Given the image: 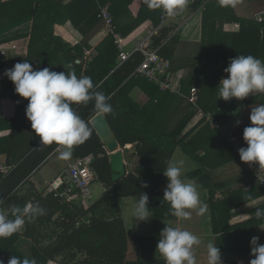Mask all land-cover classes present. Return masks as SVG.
Returning <instances> with one entry per match:
<instances>
[{
  "label": "crops",
  "instance_id": "1",
  "mask_svg": "<svg viewBox=\"0 0 264 264\" xmlns=\"http://www.w3.org/2000/svg\"><path fill=\"white\" fill-rule=\"evenodd\" d=\"M34 1L18 0V10L14 12L0 9V42L4 45L6 52L5 56L0 53V64L5 63L4 67H6L0 68V82L7 78L4 75L5 69L12 68L17 62H22L26 55L30 29L28 14ZM47 1H49L50 9L54 11L57 21L54 25L55 34L68 43L73 52L81 51V59L85 61V66L91 61L98 68L105 65L104 61L97 60L100 59V56H105V49L109 44L107 36L111 34L106 32L103 21L97 20L96 15L101 5L110 7V1L115 11L113 13L116 21L115 32L124 39V43L126 42L124 50L128 53H133L134 48L145 39L148 31L156 29L158 31L163 27H168L171 29V35L177 34L179 37L176 44L177 56H181L183 61L187 62L184 65H189L190 68H185L180 65L182 63L178 62L174 66L179 68L171 76L180 77L181 80L185 78L187 83H190L186 84L187 87L196 86L198 90L201 83L208 80V74L213 75L214 73L215 77H211L212 82L216 83L214 81H217L218 87L215 95L211 98V109L209 108L205 112L200 109L202 112L200 115L197 108L187 102L182 95H178V98L185 99L184 103L177 98L173 99L174 97L171 96L173 94L166 93L158 96L155 88L150 90L144 82L135 81L130 82L124 88V101L140 107L146 106L154 112V116L158 119L164 118L168 113L174 114V117L172 115L173 122H169L168 125L169 128L174 124L181 127L179 137L182 138L181 145L175 148L169 164L181 160L184 162V178L187 181L200 184V187L198 186V189L202 191L200 199L207 205L206 192L202 189L205 184H208L205 186L209 187V193L213 195L214 201L225 199L235 191L233 197H228L229 200L231 199V202L227 203L228 206L235 202L240 203L241 199L245 200L248 195L252 194L249 189L261 184L254 175V169L259 168L264 171V164L241 161L238 149L247 146L243 140V129L250 125L249 115L252 107L264 104V93L250 94L243 100L232 98L226 102L219 98V83L222 78L227 76L225 72L223 76L221 75V65L225 57L229 58L230 52L233 53V58L241 54H250L264 61V46H262L264 38L260 35V30L264 29V22H257L256 19L258 13L262 12L264 15V0H239L235 7H223L219 0H204L196 9L192 8L194 0H189L187 7L175 16H168L165 14V10L159 8L160 14L157 23L144 20L126 35H122V32L133 26L142 0H95L96 5L85 4V0ZM216 33L233 34L232 47L227 49L226 53L218 49L219 37ZM115 47L117 54L114 58V69L122 62L119 59V50L117 46ZM218 58H220L219 63H217ZM54 64L57 68L66 67L69 62L66 58L58 56ZM218 77L221 78L218 79ZM190 88L188 92H183L181 89L182 94H189ZM146 89L150 91L146 92ZM155 93L157 96L154 97ZM174 100L177 102V106L174 105L175 107L171 108ZM14 114L15 102L5 92V86L0 84V164L4 165L7 164L4 152L6 142L4 143L3 140L9 134V129L5 127V124L6 120L12 118ZM208 114L212 116L213 121L218 123L219 127L212 125L211 121L207 119ZM237 120L240 121L239 125L236 124ZM132 146V144H126L123 148L127 171L131 170L138 161L134 155L128 159L125 156L124 149H130ZM63 150V146H59L36 167L22 190H25L28 185L32 191L43 192L44 195L48 193L46 189L49 185L55 186L57 191L62 190L63 186L68 184L67 166L73 160L61 159L60 152ZM200 159L205 160L206 172L203 174L207 179L205 183L200 181V177L203 175L197 178L187 176L189 172L199 167ZM6 174L1 173V176ZM167 183V178L163 175L157 188L162 197ZM98 185L99 187L95 190L100 195L105 188L100 182ZM131 198L133 196L122 197L118 200L128 241L135 236L153 235L157 245L160 239L159 234L165 224L181 227L196 234L201 241L198 246H194L197 264H207V244L215 243L217 236L221 234L230 239V247L233 248V250L224 253L223 260H228L232 264H249V261L254 258L250 255L251 246L249 243L253 236H258L260 238L258 243L264 244V218L257 219L254 214L258 208L264 210V195L244 201L234 208H227L228 210L222 217V226L225 231L219 234L212 229L209 205L208 212L204 215L200 216L196 214L195 210H188L192 212V218L182 220L168 214L171 212L170 204L163 200L164 203L167 202L164 208L165 212L168 211L166 215H161L159 218L155 213H151L154 219L151 217L147 221L137 222L131 214L134 209ZM89 205L84 207L87 208ZM9 206V202L5 201L4 209L8 210ZM19 239L15 245L24 254L29 240L24 237ZM244 248L247 250L243 251ZM26 254L28 253L26 252ZM156 256L165 261L158 251H156Z\"/></svg>",
  "mask_w": 264,
  "mask_h": 264
},
{
  "label": "trees",
  "instance_id": "2",
  "mask_svg": "<svg viewBox=\"0 0 264 264\" xmlns=\"http://www.w3.org/2000/svg\"><path fill=\"white\" fill-rule=\"evenodd\" d=\"M61 1L58 0V2ZM203 1L194 0L192 8H198ZM84 2L85 4L96 5L95 0H85ZM110 3L109 9L116 25L113 15L115 13L114 7L111 1ZM148 3L149 0L141 1L133 26L122 32V35H126L144 20L158 22L159 8L151 9L148 7ZM0 9L8 12L17 11L18 0L0 1ZM28 18L30 20L29 39L23 61L28 59L34 69L49 67L56 72L69 71L65 66L57 68L54 64L57 57L62 56L64 59L66 58L69 64L73 65L77 77L90 76L96 86L95 91H102L106 95H111L110 103L113 105L114 114H108L106 118L116 135L119 145L124 147L126 144H132V153L138 161L123 177L113 181L107 149L89 123V119L97 113L94 109V101H90L87 105H73L81 118L88 122L93 130L88 140L81 145L73 146L71 159L89 154L93 156L91 163L94 174L93 180L104 186L103 193L96 201L85 208L81 203V195L77 189L72 190V194L75 196L68 201L59 198L56 191L44 195L43 192L32 191L29 185L25 190H22L31 172L45 161L59 145L55 143L43 145L40 143V138L31 129V123L25 115L28 100L16 94L12 82L5 78L0 84L5 86V92L15 102V114L12 118L7 119L5 124V127L9 129V134L3 140L4 143L6 142L4 152L6 153V164L12 166V168L6 175L1 176L0 173V198L6 202L8 201L10 206L23 207L29 202H39L41 206L47 209V214L35 220L26 221L20 232L18 231L4 239L0 238V260L7 264L10 256L14 255L21 259L25 257L35 258L38 264H166L163 259L156 256V241L153 235L132 237L130 242L134 257L131 260L126 258L128 239L118 200L130 196L139 198L141 192L147 193L148 197H151L149 200L150 211L154 212L159 218H161V215L167 214L168 211L165 212L164 210L167 202L164 203V199L157 188L175 148L181 145L180 140L182 137H179L181 127L179 128L177 124H174L169 128L168 123L173 122V113H168L164 118L158 119L154 116V112L146 106L140 107L134 103L125 102L124 88L130 82L135 81L144 82L150 90L155 88L158 96L166 93L171 95L172 93L159 90L155 82L149 81L144 76L132 74L143 57L139 51L133 52L127 60L122 61L114 69V58L117 49L111 35L107 36L109 44L105 49V56H100V59L97 60L99 62L104 61L105 65L98 68L91 61L85 66V61L81 59V51L79 50L78 53L73 52L68 43L55 34L54 25L57 21L54 11L49 7V1L35 0L33 6L29 9ZM216 35L219 37L218 49L226 53L227 49L232 47L233 34L216 33ZM178 39L177 34L171 35V29L163 27L151 37L150 41L151 47L161 45L159 53L169 59L172 75L179 68L174 66L178 62L182 63L180 65L183 67L190 68L189 65H184L181 56H177L176 44ZM262 46H264L263 39ZM232 55L233 53L230 52L229 58L226 59L225 57L223 59L221 65L222 76L224 68L228 66L229 60L233 58ZM219 61L220 58L217 59V63ZM4 66L5 63L0 64V68H6ZM208 75V80L198 87L197 104L204 112L209 110L211 98L215 95L218 87L217 81H214L216 83L212 82V78L215 77L214 73ZM186 84H188L187 80L182 79L181 89H183V92H188L192 86L187 87ZM150 90L146 89V92ZM156 93L154 97L157 96ZM171 96L174 97L173 99H179L182 103L185 102V99L178 98L177 94ZM174 105L177 106L175 100L172 102L171 108L175 107ZM124 150L128 152V149ZM205 172V160L200 159L199 167L189 172L187 176L197 178ZM144 182L148 184L147 188L141 186ZM249 190L252 192L250 196L248 195L245 200L241 199L240 203L235 202L234 204H237H231V206L227 205L231 202L228 197H233L235 191L225 199L218 201H214L213 195L208 194L207 203L212 219V229L215 233L219 234L225 231L222 226V217L228 210L227 208H234L244 201L264 195V183ZM168 214L172 216L171 212ZM20 237L30 241L29 254H23L15 245ZM229 240L226 235L221 234L217 236L215 241L216 246L221 251L223 264H232L228 260H223L224 253L233 250L230 247ZM56 241L58 243L51 248V245ZM245 250L247 248H244L243 251Z\"/></svg>",
  "mask_w": 264,
  "mask_h": 264
},
{
  "label": "clouds",
  "instance_id": "3",
  "mask_svg": "<svg viewBox=\"0 0 264 264\" xmlns=\"http://www.w3.org/2000/svg\"><path fill=\"white\" fill-rule=\"evenodd\" d=\"M189 0H149L151 9L162 8L168 16H175L183 11ZM223 7H235L239 0H219ZM257 22H264V15H257ZM264 38V29L260 30ZM69 71L56 72L49 67L34 69L25 59L17 62L12 68L5 69L4 75L14 85V91L28 100L25 109L26 118L31 129L40 138L43 145L56 144L63 146L60 158H72L73 146L81 145L92 134V127L79 115L73 105H87L94 101V109L100 116L114 114L110 103L111 95L95 91L90 76L77 77L73 65H66ZM227 76L219 83V98L229 101L232 98L243 100L250 94L264 93V61L253 55H237L229 60L223 70ZM250 125L243 129V140L246 147L238 149L240 160L246 163L264 164V104L252 107L249 115ZM237 120L236 124L239 125ZM183 161L170 163L163 171L167 185L163 199L170 204L171 215L182 220H190L192 212L204 215L208 205L200 199L197 183L187 181L183 173ZM147 188L146 182L141 185ZM5 201L0 198V238H7L20 231L26 221H32L47 214V209L39 202H29L25 206L12 205L4 209ZM257 219L264 218V210L255 211ZM137 222L147 221L152 217L147 193L141 192L132 211ZM11 217V218H10ZM156 245L166 264H197L194 246L201 241L199 237L181 227L165 224L160 232ZM258 236L250 239V255L254 258L249 264H264V244L258 243ZM221 251L215 243L207 244V264H223ZM0 264H5L0 260ZM7 264H38L35 258L10 256Z\"/></svg>",
  "mask_w": 264,
  "mask_h": 264
},
{
  "label": "built area",
  "instance_id": "4",
  "mask_svg": "<svg viewBox=\"0 0 264 264\" xmlns=\"http://www.w3.org/2000/svg\"><path fill=\"white\" fill-rule=\"evenodd\" d=\"M257 15H262V12ZM256 15V17H257ZM98 18H100L105 26L106 32L111 34L114 38V43L116 44L119 50V59L120 61L127 60L131 53H128L124 50V39L115 32V24L113 16L110 12L108 5H101L99 7ZM157 33L156 30L148 31L147 36L143 39L138 46L133 50L139 51L142 53V59L138 65L133 70V75H141L147 78L149 81L155 82L161 91L169 92L172 94L182 95L187 102L195 106L201 115L202 112L198 107V90L196 86L190 88L189 94L183 95L181 91V79L177 76H171L170 73V61L169 59L163 57L159 53L161 45L157 47H151L150 41L151 37ZM0 53L5 56L6 52L4 51V45L0 42ZM207 119L211 121L214 127H219L216 121L212 120L211 115H207ZM93 160L92 155H86L84 157H77L72 160L71 163L67 166V176L68 184L63 186L61 191H57L55 186L49 185L46 191L53 192L56 191V195L59 198L65 200L72 199L75 195L72 194L73 189H77L80 192V195L84 198H88L89 193V184L94 179L93 170L91 168V163ZM11 170V166L0 164V172L5 174ZM254 175L259 180V182L264 183V171L259 168L254 169Z\"/></svg>",
  "mask_w": 264,
  "mask_h": 264
},
{
  "label": "water",
  "instance_id": "5",
  "mask_svg": "<svg viewBox=\"0 0 264 264\" xmlns=\"http://www.w3.org/2000/svg\"><path fill=\"white\" fill-rule=\"evenodd\" d=\"M166 14V11H165ZM89 123L93 127L95 133L99 137L100 141L105 145L108 155L109 164L111 169V177L113 181L118 180L123 177L127 172V165L125 163V157L123 153V148L118 143L116 135L112 130L106 116H100L98 113L94 114L90 119ZM206 176H201L200 181L202 183L206 182ZM151 197H149V200ZM58 242L56 241L51 245L54 247Z\"/></svg>",
  "mask_w": 264,
  "mask_h": 264
},
{
  "label": "rangeland",
  "instance_id": "6",
  "mask_svg": "<svg viewBox=\"0 0 264 264\" xmlns=\"http://www.w3.org/2000/svg\"><path fill=\"white\" fill-rule=\"evenodd\" d=\"M126 43V42H125ZM184 63H187V62H184ZM133 151V149L132 148H130V149H128V152L126 151L125 152V156H126V158L128 159V158H131L132 156H133V153H131ZM59 157V156H58ZM191 167L193 166V165H190ZM197 185L200 187V184L199 183H197ZM206 185V184H205ZM202 186L203 188V190H205V192H206V198L208 197V194H210L209 193V191H210V189H209V187L208 186ZM99 187V185H98V181H96V180H93L90 184H89V193H90V195H89V197L88 198H84L83 196H81V199H82V201H81V203H82V205L83 206H85V205H89L90 203H92V202H94V201H96L99 197H100V195H98L97 194V191L95 190L96 188H98ZM198 191H199V193H200V195L202 194V191L201 190H199L198 189ZM132 199V201H133V205H132V207L134 208L135 207V204H136V202L138 201V198H136V197H133V198H131ZM153 214L154 212H152V211H150V214ZM131 214H132V212H131ZM151 219H154L153 217L151 218ZM143 225H145V224H143ZM22 230V229H21ZM27 246L25 247V251L29 254V252H30V250H29V241H27ZM23 246V245H22ZM22 249H24V247H22ZM25 252V253H26ZM126 257H127V259H132L133 257H134V254H133V250H132V246H131V242L130 241H128V251H127V254H126Z\"/></svg>",
  "mask_w": 264,
  "mask_h": 264
}]
</instances>
